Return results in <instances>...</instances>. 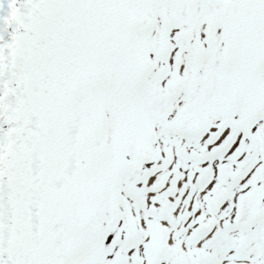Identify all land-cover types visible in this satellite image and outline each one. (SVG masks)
<instances>
[{"label":"snow or ice","instance_id":"obj_1","mask_svg":"<svg viewBox=\"0 0 264 264\" xmlns=\"http://www.w3.org/2000/svg\"><path fill=\"white\" fill-rule=\"evenodd\" d=\"M0 264H264V0H0Z\"/></svg>","mask_w":264,"mask_h":264}]
</instances>
